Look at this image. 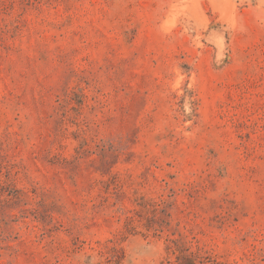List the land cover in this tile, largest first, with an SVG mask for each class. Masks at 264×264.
Listing matches in <instances>:
<instances>
[{"label":"rangeland","instance_id":"1","mask_svg":"<svg viewBox=\"0 0 264 264\" xmlns=\"http://www.w3.org/2000/svg\"><path fill=\"white\" fill-rule=\"evenodd\" d=\"M0 264H264V0H0Z\"/></svg>","mask_w":264,"mask_h":264}]
</instances>
